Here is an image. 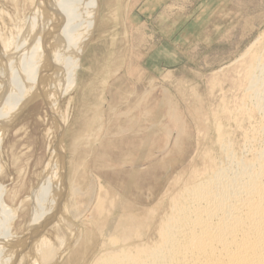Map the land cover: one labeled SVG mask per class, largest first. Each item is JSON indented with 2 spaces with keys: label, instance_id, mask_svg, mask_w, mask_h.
<instances>
[{
  "label": "rangeland",
  "instance_id": "obj_1",
  "mask_svg": "<svg viewBox=\"0 0 264 264\" xmlns=\"http://www.w3.org/2000/svg\"><path fill=\"white\" fill-rule=\"evenodd\" d=\"M32 7L30 0H0V34L16 35ZM83 12L87 27L78 41H66L55 62L45 53L33 81L16 89L20 98L5 103L0 96V113L12 111L29 91L37 87L35 97L53 85L55 75L75 77L69 91L61 87L59 109L33 97L11 113L18 114L12 128L0 125V191L24 264L38 258L33 202L49 198L38 187L55 149L64 165L60 217L74 232L57 264H91L114 221L155 240L186 186L264 152V103L252 101L255 91L264 97V87L249 77L252 54L264 62V0H87ZM61 105L68 122L59 126ZM5 114L2 123L13 117ZM50 228L44 234L55 241Z\"/></svg>",
  "mask_w": 264,
  "mask_h": 264
},
{
  "label": "bare ground",
  "instance_id": "obj_2",
  "mask_svg": "<svg viewBox=\"0 0 264 264\" xmlns=\"http://www.w3.org/2000/svg\"><path fill=\"white\" fill-rule=\"evenodd\" d=\"M30 1L34 8L19 21L17 34L9 38L0 34V96H4L6 101L2 99L5 103L10 99L17 100L13 97H21L22 94L16 89L28 87L29 82L33 81L29 75H33L32 68H37L43 62L45 53L48 62H55L62 53L60 48L64 43L69 41L75 44L80 32L87 27L88 15L81 19L82 13L84 14L83 5L87 0ZM254 46L248 51L253 53ZM259 54H252L255 64L249 67V77L254 88L258 85L264 87V62ZM66 72L55 75L50 81L54 80L53 85L48 84V87L35 96L45 97L51 110L59 109L61 98L56 100L60 92L66 90L61 89L64 83L67 84L68 91L74 86V75L72 74L71 83ZM34 90L20 99L12 111L7 110L8 107L7 111L1 112L2 115L6 112L12 115L11 113H19L25 109L29 102L34 101ZM252 101L256 105L264 103L261 90L254 92ZM64 114L61 105L57 119L59 126L66 122ZM12 116L11 121L4 117L6 123H2L3 119H0V125L9 124V129L12 128L18 114ZM3 133L0 129V136ZM63 140L61 136L58 148L62 146ZM59 157V150L55 149L38 187L39 194L49 192V198L38 195L36 202H33L36 205H33L32 227L38 228L37 236L41 234V239L36 240L38 258L35 259V264H57L64 250L72 243L70 235L74 233L73 228L61 218L62 215L60 217L64 165ZM230 163L235 168L234 162ZM2 168L0 167V174ZM49 180L51 181L45 184ZM195 180L171 200L170 211L158 224L155 240L149 242L147 235L136 226L127 229L122 226L123 223L114 221L113 225L105 228L107 233L104 235L102 251L91 264H264V152L258 153L251 160L239 162L235 169L224 167L209 178ZM45 186L49 188L46 189ZM69 190L73 194L79 192L73 185ZM5 195L6 191H0V234L4 231L3 236L0 235V264H24L25 251L17 254L20 239L11 231L14 216L3 203ZM104 203L105 200L100 198L96 204L102 214ZM48 227L54 232L55 241L44 234ZM30 260L31 263L32 259Z\"/></svg>",
  "mask_w": 264,
  "mask_h": 264
},
{
  "label": "water",
  "instance_id": "obj_3",
  "mask_svg": "<svg viewBox=\"0 0 264 264\" xmlns=\"http://www.w3.org/2000/svg\"><path fill=\"white\" fill-rule=\"evenodd\" d=\"M32 103H33V102H31L28 106H30ZM28 106H27V107H28Z\"/></svg>",
  "mask_w": 264,
  "mask_h": 264
}]
</instances>
